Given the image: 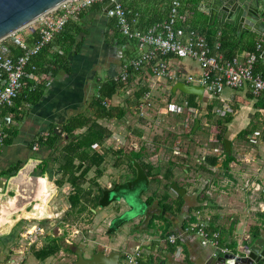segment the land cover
Returning <instances> with one entry per match:
<instances>
[{"label": "crops", "instance_id": "obj_1", "mask_svg": "<svg viewBox=\"0 0 264 264\" xmlns=\"http://www.w3.org/2000/svg\"><path fill=\"white\" fill-rule=\"evenodd\" d=\"M193 1L182 2L176 29L183 39H187L190 30L204 37L213 32L217 39L224 30H230L219 22L213 24L200 18L198 14L208 16L206 9L203 3L196 7ZM121 3L137 16L136 27L141 31L168 20L171 14V0H122ZM71 23L70 32H75L77 44L69 55V66L45 86L37 105L26 103L22 94L13 110L16 114L10 113L17 122L15 136L0 151V193L8 177L30 159H36L60 186L65 182L53 204L55 213L64 214L56 227L51 221L20 224L13 235L0 240V264H45L51 258L55 260L64 250L46 260L37 258L36 253L62 237L50 236L47 242L38 234L49 229L56 231L58 226L75 228L78 218L85 216L89 224L83 223L79 229L87 233L77 231L79 239L92 245L90 248H95V252L118 253L122 264H126L125 254L137 248L142 249L147 264H206L214 257L216 248L203 246L198 235L187 233L198 222L199 214L211 229L222 233V242L234 252L247 241L264 238V100L255 99L248 88L226 87L216 94L205 88L202 97L194 94L193 110L183 115L177 113L182 101L191 94L175 91L176 85L189 83L187 76L194 77L192 84L202 85L199 64L179 57H171L169 61L172 70L182 77L181 81L156 77L151 70L140 72L110 102L111 110L123 108L126 116L122 120L100 121L102 127L112 132L104 145L94 146L105 162L101 168L94 165L86 176L83 205L87 210L69 220L71 204L65 194L70 195L72 188L67 178L63 179L61 170L66 163L64 149L70 143L65 125L72 118L89 114L100 82L120 76L125 64L139 55V45L119 32L116 22L105 11V4L90 7ZM236 37L239 44H250L248 36ZM246 53L249 52L239 49L234 57ZM256 66L264 71V59ZM144 88L150 97L155 98L156 91L166 95L159 107L160 115L145 110L141 116L137 110L135 94ZM226 107L234 112L224 115L222 111ZM54 136L59 138L53 148L40 143L43 138ZM227 141L230 148L225 144ZM229 157L233 158L230 163ZM143 164L155 168L159 174L157 180L148 176ZM98 169L101 176H97ZM175 184L186 193H178ZM117 186L126 188L133 197L134 208L124 198L112 204L104 202L105 193ZM165 194L172 203L182 199L184 207L169 215L167 223L159 222L151 228L152 217L159 216L162 210L159 204L148 207L146 202L150 196ZM115 222H120L119 228L112 231ZM38 226L41 233L35 231ZM254 228L260 229L259 235L254 234ZM170 236L178 238L180 254L168 243Z\"/></svg>", "mask_w": 264, "mask_h": 264}, {"label": "built area", "instance_id": "obj_2", "mask_svg": "<svg viewBox=\"0 0 264 264\" xmlns=\"http://www.w3.org/2000/svg\"><path fill=\"white\" fill-rule=\"evenodd\" d=\"M116 0H71L58 10L47 14L33 24L24 37L17 33L5 41L0 42V151L6 145L10 132L14 131L17 122L10 113L16 108L23 92L28 87L36 90L41 85L54 81V72L41 69L33 64V59L47 47L55 43L57 37L65 31L74 20L80 18L82 13L97 4L115 3ZM181 0H171L170 17L168 20L158 22L145 31L139 30L137 16L117 3L108 12V16L116 22L120 33L139 45V55L125 64L119 78L127 82L131 76L140 72L151 70L156 77H164L174 81H181L180 74L173 71L170 65L171 57L189 58L197 62L201 68L200 82L209 91L217 93L223 88L234 90L248 88L255 99L264 100V75L255 71L257 63L263 58L262 43L257 44L255 52L246 53L240 57L227 60L220 52V44L214 48L208 46L206 37L196 31H189L187 39H183L177 32L180 20ZM34 30L36 37L32 38ZM31 39V41H30ZM54 50L61 55L65 51L55 46ZM215 50L218 53H215ZM21 52L20 56H17ZM194 83L192 76L185 78ZM150 93L145 95L140 106V115L143 116L150 108ZM193 110L189 100H185L179 107L180 114ZM234 110L226 107L222 113L232 114ZM192 224L187 233L198 235L203 246L216 248L215 255H228L234 251L223 245L222 233L210 230L209 224L202 218ZM168 243L174 245L180 254L178 238L170 236ZM126 264H145L143 251L137 248L131 254H125Z\"/></svg>", "mask_w": 264, "mask_h": 264}, {"label": "water", "instance_id": "obj_3", "mask_svg": "<svg viewBox=\"0 0 264 264\" xmlns=\"http://www.w3.org/2000/svg\"><path fill=\"white\" fill-rule=\"evenodd\" d=\"M69 1L71 0H0V42L30 28L39 19ZM121 2L122 0H116L115 3H106V13ZM202 3L213 24L219 22L221 26L235 30L237 36H248V39L262 43L264 59V0H203ZM178 90L202 97L205 86L178 83L175 91ZM225 144L230 148L229 141ZM4 184V191L0 193V240L13 235L22 223L51 221L56 227V221L62 219L64 213L53 211L61 186L42 168L41 161L30 159L8 177ZM125 189L117 186L106 192L104 202L112 204L114 200L124 198L127 202L130 200V206L134 208L136 203ZM174 189L180 194L186 193L177 184ZM119 224L120 222H115L112 231H116ZM78 256V264H122L118 253L107 255L104 251H93L86 258L84 251L79 250ZM263 260L264 238H257L240 246L238 252L214 256L206 264H260Z\"/></svg>", "mask_w": 264, "mask_h": 264}, {"label": "trees", "instance_id": "obj_4", "mask_svg": "<svg viewBox=\"0 0 264 264\" xmlns=\"http://www.w3.org/2000/svg\"><path fill=\"white\" fill-rule=\"evenodd\" d=\"M195 6L197 7L199 4L203 2V0H194ZM207 13V12H206ZM208 15V13H207ZM200 18L210 20L209 17H205L204 15L198 14ZM70 23L64 32H62L56 39L55 43L47 46L38 57L33 59V64L37 65L41 69L47 71H53L55 75H57L61 70L66 69L70 64L69 55L73 48L77 44V36L75 32H70ZM70 26V27H69ZM211 29L210 26L207 27ZM230 28V27H229ZM119 30V29H118ZM212 30V29H211ZM120 32V31H119ZM236 31L231 29H226L221 33V37L217 39V34L213 32H209L207 34L206 39L208 46L214 48L217 44H220V52L224 54V57L227 60H231L234 57V53L237 50H241V52H255L256 46L259 44L257 40L248 39L249 45H243L238 43V38L236 37ZM36 34L33 32L32 38H35ZM244 39V37L242 38ZM31 41V39H30ZM60 47L65 51L64 55L59 54L54 50V47ZM242 46V47H241ZM21 52H18L17 56H20ZM255 71L257 73H262L264 75V71H262L259 66H256ZM132 77L127 81L123 82L119 78L118 80L112 79L107 82H100L99 84V93L94 103L90 106L89 114L81 115L75 118H72L65 125V133L69 137L70 143L64 149V154H66L65 161L66 163L61 167L63 172V179L67 178L68 183L71 185L72 191L69 195L71 211L68 215L69 220L73 217L74 214L83 215L87 210V207L83 205V198L85 191L83 189V185L86 183V176L88 172L92 169L94 165L98 168L105 162V158L95 151L94 146L96 145H104L106 138L112 135V132L105 129L100 125V121L105 120H122L126 116V110L123 108L111 110L108 105L110 102L114 100L117 93L123 89L130 80L132 81ZM46 85L39 86L35 91L29 89L28 87L23 92L24 99L26 103L29 105H37L42 98ZM148 89H142L139 93L135 94V99L137 103V110L140 109V106L143 103V99L145 95L148 94ZM191 106H195L196 95L191 94L187 98ZM185 101V100H184ZM182 101V102H184ZM13 111V110H12ZM4 111V114L13 113L14 111ZM86 131L84 134H78L79 132ZM15 136L14 131L10 132V137L6 141V144L10 142V139ZM59 137H47L40 140V143L47 144L51 148L55 146ZM123 155V153H120ZM137 158V156H136ZM139 159V158H138ZM233 158L229 157L228 162H232ZM79 161V165L76 166L75 162ZM218 159L215 160V164H217ZM214 164V165H215ZM144 169L147 171L148 176L152 179L157 180L158 173L154 167L143 164ZM168 172H172L171 169ZM102 172L98 169L97 176H101ZM61 187L65 185V182L60 183ZM158 202V203H157ZM156 204H159V208L162 210L159 216L152 217L150 221V227L155 228L156 224L159 222H166L167 217L169 215L175 214L176 210L181 211L184 207V202L182 199L179 202H171V197L169 195H156L150 196L146 205L148 207H154ZM210 227V226H209ZM210 230L211 229L210 227ZM255 235H259L260 229H253ZM65 242V239H64ZM224 246H227L223 243ZM68 246V245H67ZM230 248V247H229ZM70 250L69 246L67 248ZM232 249V248H231ZM64 250L63 240L62 239H54L52 243L47 245L40 252L36 253V257L41 260H46L51 257L56 256L61 251ZM234 250V249H233ZM145 264H147L145 262Z\"/></svg>", "mask_w": 264, "mask_h": 264}, {"label": "rangeland", "instance_id": "obj_5", "mask_svg": "<svg viewBox=\"0 0 264 264\" xmlns=\"http://www.w3.org/2000/svg\"><path fill=\"white\" fill-rule=\"evenodd\" d=\"M181 1L182 2H185V1H189V0H181ZM28 30H29V28L28 29H24L23 31L20 32L19 36L20 37H24L28 33ZM155 94H156L155 95V98L152 97V95H151V98H150V108L148 110H149V112L154 113V115H157V113H158V115H160L159 114V111H160L159 110V107H160L161 103H163V101L166 99V95L164 93H162V92L160 93L159 91H156ZM154 109H155V111H154ZM152 111H154V112H152ZM135 113L136 112L134 110L133 111V114L135 115ZM139 113H140V111H139ZM172 113H176V112H172ZM177 113H179V112H177ZM60 195H61V192H60ZM62 196H63V194H62ZM65 196L69 197V194H65ZM65 196H63V198H67ZM67 203H68V200H67ZM78 219H80V220H78L77 222H75V223L78 224V226L75 227V228L67 229V228H65V227L62 226L63 227V230H62V227L60 226V228H59V226H58V228L56 229V231H52V230L49 229V230L43 232V234H38V235H40V237L42 239H44V236L45 235H49V233L52 232V233H54L55 236L62 237L61 239H65V245L66 246L67 245H70V246H78L81 249H85L86 250V253H87L86 254V257H89L91 255V253L95 250V248L92 250V248H90L92 245H90L88 242H86L84 240H80L79 239V234L77 233V231L84 232V234L87 233V230L86 231H83L82 229H79V226L81 224H83V223L87 226L89 224V218L87 216H85L82 219L81 218H78ZM59 221H61V220H59ZM39 233H41V232H39ZM69 241L71 243H69ZM47 242H49V239H47ZM47 242H45V243H47ZM34 250H35V247H34ZM90 250H91V253L89 254L88 251H90ZM64 253L61 252L56 257L55 260H52L53 258H51L49 260V262H46L45 264H72L75 261L76 256L73 253H70L69 251H65Z\"/></svg>", "mask_w": 264, "mask_h": 264}, {"label": "flooded vegetation", "instance_id": "obj_6", "mask_svg": "<svg viewBox=\"0 0 264 264\" xmlns=\"http://www.w3.org/2000/svg\"><path fill=\"white\" fill-rule=\"evenodd\" d=\"M39 230H41L40 227H37L35 231H37V233H39V232H38ZM50 236H52V238H53L55 235H54V233H50L49 235H45L44 238L47 239V238H49ZM63 240H64V239H63ZM69 243H71V242L69 241ZM63 245H64V252H65V251H69L70 253H73V254L76 256V259H75V261H74L72 264H78V261H79L78 251H79V250H83V251H84V254H85V257H86V254H87V253H86V250H85V249H81V248H79L78 246H70V245H68L69 248H70V250H68V249H67L68 246H66V245L64 244V242H63ZM71 245H72V244H71ZM64 254H65V253H64ZM86 258H88V257H86Z\"/></svg>", "mask_w": 264, "mask_h": 264}, {"label": "bare ground", "instance_id": "obj_7", "mask_svg": "<svg viewBox=\"0 0 264 264\" xmlns=\"http://www.w3.org/2000/svg\"><path fill=\"white\" fill-rule=\"evenodd\" d=\"M39 227V226H38Z\"/></svg>", "mask_w": 264, "mask_h": 264}]
</instances>
